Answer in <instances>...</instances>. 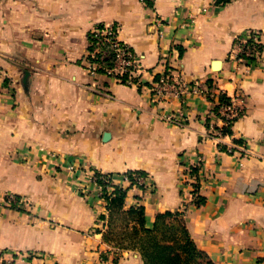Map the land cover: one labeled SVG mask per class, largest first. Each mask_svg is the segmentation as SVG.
I'll list each match as a JSON object with an SVG mask.
<instances>
[{
    "label": "crops",
    "instance_id": "obj_1",
    "mask_svg": "<svg viewBox=\"0 0 264 264\" xmlns=\"http://www.w3.org/2000/svg\"><path fill=\"white\" fill-rule=\"evenodd\" d=\"M109 23L139 58L136 85L87 69L89 35ZM248 32L263 49L239 67L230 55ZM162 75L240 93L244 114L222 145L207 137V122H221L205 96L155 103ZM129 171L149 178L125 200L145 208L147 228L160 213L182 212L215 264H264V0H0V251L34 253L32 264H114L100 221L107 202L92 176ZM6 194L32 210L7 208ZM118 264L143 261L128 250Z\"/></svg>",
    "mask_w": 264,
    "mask_h": 264
},
{
    "label": "trees",
    "instance_id": "obj_2",
    "mask_svg": "<svg viewBox=\"0 0 264 264\" xmlns=\"http://www.w3.org/2000/svg\"><path fill=\"white\" fill-rule=\"evenodd\" d=\"M236 0H215V5L218 7L226 6ZM103 25L99 26L101 29ZM99 41V35L95 32L89 35V59L91 62H100L104 66L112 65L113 54L105 47L108 57L101 59L98 54L91 58L92 52L95 51ZM183 51L181 50V55ZM100 67L99 71H102ZM207 86L213 89L214 82L207 81ZM228 96L219 95V101L222 104L227 103ZM216 112L217 109H214ZM231 134V130H227ZM237 143H241L237 141ZM222 149H225L224 147ZM199 168H192L191 176L198 174ZM104 180H99L101 187V196L106 200L107 213L101 215L100 221L103 224L105 232L104 241L113 247L116 254L113 262L118 264L122 252L132 250L139 253L143 264H215L209 255L198 248L193 240L182 212H165L156 216L153 228L146 227L145 208L142 206L125 208V200L127 192L133 187V183L124 188L111 183L109 180H114L123 176L132 178L134 175L146 176L143 171H129L125 174H102ZM106 179L109 181L106 182ZM112 187V192L108 188ZM195 204L201 206L206 202V199L197 194L199 184H195ZM120 225V226H119ZM97 229V232H101ZM118 232L119 234H116ZM103 259H107L103 257Z\"/></svg>",
    "mask_w": 264,
    "mask_h": 264
},
{
    "label": "built area",
    "instance_id": "obj_3",
    "mask_svg": "<svg viewBox=\"0 0 264 264\" xmlns=\"http://www.w3.org/2000/svg\"><path fill=\"white\" fill-rule=\"evenodd\" d=\"M146 2V0H140ZM121 28L116 23H109L103 25L101 29L94 31L99 35L98 45L94 52H92L91 58L100 54L101 59L108 57L105 47L113 54L112 65L104 66L102 63L89 62L87 67L88 71L92 75L103 73L105 75L115 77L119 83L125 85H136L138 84V75L141 70L140 61L135 51L128 45V43L120 39ZM262 44L258 32L245 33L235 40V44L230 55L231 59L234 60L239 67L247 66L250 67L255 63L259 62ZM100 67H103L100 72ZM153 100L155 103L162 101H169L171 99H183L184 97L191 94H200L205 96L210 102L214 104L215 112L212 110V115L221 122L220 125H211L207 122V137L217 141L219 145H222L223 140L229 137L227 130H231L232 125L235 121L241 118L244 114V100L239 92L234 93L231 96L226 95L223 91L217 92V87L213 89L208 88L207 83L205 86L199 85L198 83L189 84L181 76H169L162 75L157 78L152 85ZM228 96L229 100L227 103L222 104L219 101V95ZM164 119L169 123H177L184 125L185 118L176 117L174 115H165ZM234 148L242 149L243 147H230L226 146L228 152L232 153L235 151ZM72 169V167H71ZM105 179V178H104ZM102 175L93 174L92 182L100 190L99 180H104ZM123 182L127 184H134L133 187L148 188L149 178L147 176L134 175L132 178L127 176L121 177ZM108 180L106 179V182ZM114 183V180H109ZM108 181V182H109ZM109 192H112L113 188H108ZM0 264H29L27 261H21L20 257L13 256L12 258H5V252L0 251Z\"/></svg>",
    "mask_w": 264,
    "mask_h": 264
},
{
    "label": "rangeland",
    "instance_id": "obj_4",
    "mask_svg": "<svg viewBox=\"0 0 264 264\" xmlns=\"http://www.w3.org/2000/svg\"><path fill=\"white\" fill-rule=\"evenodd\" d=\"M3 203L7 208L22 210V211H26V212L31 211L33 208V205L29 199H27L26 197H18L16 195H12V194H6L4 196ZM116 234H119V233L116 232ZM3 252H5V258H7V259L12 258L13 256H15L16 258L20 257L21 261H27L29 264H32V260L36 256V254H34V253H10L8 251L7 252L3 251ZM1 253H2V251H1ZM115 257L116 256H114V258Z\"/></svg>",
    "mask_w": 264,
    "mask_h": 264
},
{
    "label": "water",
    "instance_id": "obj_5",
    "mask_svg": "<svg viewBox=\"0 0 264 264\" xmlns=\"http://www.w3.org/2000/svg\"><path fill=\"white\" fill-rule=\"evenodd\" d=\"M27 76L28 75H26V78H27ZM109 137V133H107L106 135H105V139H107Z\"/></svg>",
    "mask_w": 264,
    "mask_h": 264
}]
</instances>
